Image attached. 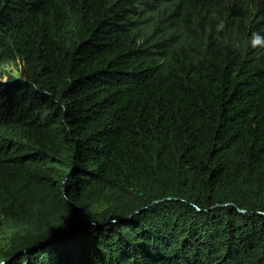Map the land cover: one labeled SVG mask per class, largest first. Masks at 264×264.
Returning <instances> with one entry per match:
<instances>
[{
    "label": "trees",
    "instance_id": "trees-1",
    "mask_svg": "<svg viewBox=\"0 0 264 264\" xmlns=\"http://www.w3.org/2000/svg\"><path fill=\"white\" fill-rule=\"evenodd\" d=\"M2 262L264 264V0H0Z\"/></svg>",
    "mask_w": 264,
    "mask_h": 264
},
{
    "label": "rangeland",
    "instance_id": "rangeland-1",
    "mask_svg": "<svg viewBox=\"0 0 264 264\" xmlns=\"http://www.w3.org/2000/svg\"><path fill=\"white\" fill-rule=\"evenodd\" d=\"M5 72L7 74L13 75V76H18L19 72L16 66L14 65H8L5 67Z\"/></svg>",
    "mask_w": 264,
    "mask_h": 264
},
{
    "label": "water",
    "instance_id": "water-1",
    "mask_svg": "<svg viewBox=\"0 0 264 264\" xmlns=\"http://www.w3.org/2000/svg\"><path fill=\"white\" fill-rule=\"evenodd\" d=\"M157 203V202H156ZM0 264H7L6 262H2V263H0Z\"/></svg>",
    "mask_w": 264,
    "mask_h": 264
}]
</instances>
